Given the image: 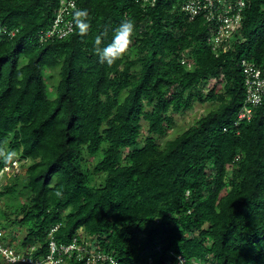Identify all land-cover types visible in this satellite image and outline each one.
<instances>
[{
  "label": "trees",
  "instance_id": "trees-1",
  "mask_svg": "<svg viewBox=\"0 0 264 264\" xmlns=\"http://www.w3.org/2000/svg\"><path fill=\"white\" fill-rule=\"evenodd\" d=\"M57 1L0 0V171L29 162L0 196L9 199L0 209L5 240L23 231L16 250L38 261L56 229L57 245L82 233L117 264L177 255L264 264V98L235 126L245 101L239 62L264 67V0H247L219 54L204 19L179 11L183 0L145 9L137 0H77L88 31L37 44ZM125 20L135 34L107 64L98 50ZM48 71H57L53 96ZM196 101L216 107L160 143ZM66 264L85 263L72 255Z\"/></svg>",
  "mask_w": 264,
  "mask_h": 264
},
{
  "label": "built area",
  "instance_id": "built-area-1",
  "mask_svg": "<svg viewBox=\"0 0 264 264\" xmlns=\"http://www.w3.org/2000/svg\"><path fill=\"white\" fill-rule=\"evenodd\" d=\"M137 1L145 9L154 7L157 0ZM247 6V0H183L179 11L190 21L197 17L204 19L208 27V44L212 52L219 54L228 51L231 47ZM76 9H78L77 0H58L50 25L36 33L34 37L36 43L43 45L62 40L73 34L75 27L72 22V13ZM16 32H10L9 36L13 37ZM184 62L185 60L182 64ZM239 66L243 74L245 101L237 115L235 126L243 121H250L254 109L262 103L264 98V67H259L246 59H241ZM12 166L16 170L18 164L14 162ZM4 170L8 172L9 169ZM55 231L56 229L50 231L48 254L43 261H38L30 256L24 257L14 248L7 246L3 241L4 233L0 229V259L5 264H63L65 260L75 255L85 264H117L109 256L89 250L87 244L79 239H74L67 245H57L52 237ZM174 258V262L168 258L164 264H202L188 261L181 255L174 256Z\"/></svg>",
  "mask_w": 264,
  "mask_h": 264
},
{
  "label": "clouds",
  "instance_id": "clouds-1",
  "mask_svg": "<svg viewBox=\"0 0 264 264\" xmlns=\"http://www.w3.org/2000/svg\"><path fill=\"white\" fill-rule=\"evenodd\" d=\"M88 18H89V12L87 9H76L73 13H72V22L74 27L78 30L80 35H84L89 27L90 24L88 22ZM135 34V25L133 24V22L131 20H125L122 21L119 26L115 29L111 41L102 49H99V54H100V58L105 61L107 64H113L115 61H117L118 59H120L123 54L127 51L129 44L132 41V38ZM100 41V37H97L96 39V43L99 44ZM16 153L14 151H10L6 154L5 159L8 161H11L14 157H15ZM16 162L18 164L17 169L15 170L14 167L12 166V164ZM24 163H27L26 161H20L18 159H14L10 165L2 168V170L0 171V196L1 193L5 187L6 181L11 180L12 178L21 175V170H23L25 172V168L22 166ZM5 168H8V172H5ZM23 172V173H24ZM3 202H2V198L0 197V209L3 207ZM53 230V229H52ZM3 231V230H2ZM4 233V231H3ZM50 234V233H49ZM5 233H4V237H3V241L7 246H11L9 244V239L5 240ZM81 240L82 242L87 244V248L89 250H93L95 252H99L101 253L99 250H97L92 243H90L88 240H86V238L84 237V235L82 233H80L79 237L76 238ZM13 248V247H12ZM16 250V248H14ZM157 250L160 251V248L158 247ZM17 251V250H16ZM103 254V253H101ZM1 260V259H0ZM63 264H66V261ZM167 258L165 257L163 264L166 262ZM115 261V260H114ZM188 261H193V260H188ZM197 262V261H196ZM149 264H152V260H149Z\"/></svg>",
  "mask_w": 264,
  "mask_h": 264
},
{
  "label": "rangeland",
  "instance_id": "rangeland-1",
  "mask_svg": "<svg viewBox=\"0 0 264 264\" xmlns=\"http://www.w3.org/2000/svg\"><path fill=\"white\" fill-rule=\"evenodd\" d=\"M46 84H47V90L49 95L53 96L54 94V87L57 83V71H48L46 73ZM216 107L215 104H208V103H201L196 101L194 103L193 108L190 111H187L183 114L175 115L174 121L170 129L168 130L166 136L160 140V143H163L166 140L173 139L181 132L185 131L186 129L192 127L195 122L202 117L204 114H206L209 110L214 109ZM145 134V131L142 132ZM92 163H95L97 159H90ZM29 164V162L26 163V166ZM89 168V165L87 166ZM86 166H82V171H87ZM24 170V169H23ZM23 170H21V174H23ZM96 181H99V179L95 178ZM10 180L6 181V184ZM5 184V185H6ZM9 200L8 198H3L2 202L5 204ZM17 204V202L15 203ZM23 236V231L19 230L18 228L14 231L12 234V237L9 238V244L12 248H18L20 244V240ZM0 264H5L2 260H0Z\"/></svg>",
  "mask_w": 264,
  "mask_h": 264
}]
</instances>
